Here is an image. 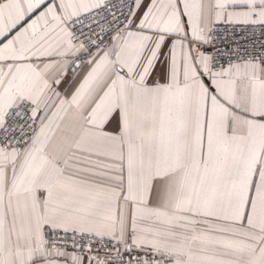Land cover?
<instances>
[{
  "label": "snow or ice",
  "instance_id": "obj_1",
  "mask_svg": "<svg viewBox=\"0 0 264 264\" xmlns=\"http://www.w3.org/2000/svg\"><path fill=\"white\" fill-rule=\"evenodd\" d=\"M0 264H264V0H0Z\"/></svg>",
  "mask_w": 264,
  "mask_h": 264
}]
</instances>
